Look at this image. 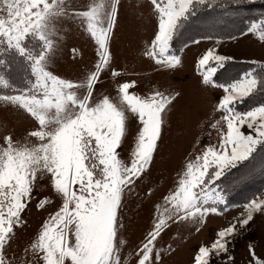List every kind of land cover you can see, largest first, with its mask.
<instances>
[{
	"label": "rangeland",
	"instance_id": "374dc122",
	"mask_svg": "<svg viewBox=\"0 0 264 264\" xmlns=\"http://www.w3.org/2000/svg\"><path fill=\"white\" fill-rule=\"evenodd\" d=\"M112 2L68 0L66 8V0H57L56 8L42 28L25 36L34 35L40 44L39 47L38 43L28 45L32 47L31 50L24 51L30 60L32 73L31 91H26L27 94L31 95L34 91V60L41 56L45 43L51 42V48L46 50L41 61V68L54 73L57 78L74 81L79 85L75 89L77 97L83 98L90 93L89 103L92 105L107 97L109 104L124 108L117 88L130 81L136 84L130 91L140 97L151 95L153 89L165 92L170 97L175 96L176 91L182 92V95L176 97L172 106L162 114V125L156 127L146 161L140 164L137 160V165L146 170L143 175L131 170V152L140 125L136 115L126 108L121 109L125 131L112 142L111 134L99 126L94 118L81 115L77 124L66 127L58 125L50 116L40 125L20 108L0 100V189H15L17 192L31 190L32 193L31 199L21 197L19 201L27 207L19 218V227L13 222L12 230L7 232V240L0 251L4 264H95L106 247L113 249L117 264H135L137 249L151 230L157 214L171 218L162 228L161 238L155 240L152 264H157L156 250L160 257L159 264H188L189 257L199 245H210L216 231L233 222V217L238 216L246 204L264 195V141H261L246 159L225 168L223 175L214 181L212 186L224 196V204L220 206L222 214H210L201 223V217L197 214L181 212L178 221L175 213L165 212V209L170 210V205L164 198L178 187L186 164L195 161L209 143H218V131L212 124L222 115L214 108L223 95V88L241 80L248 73L253 75L250 66L239 59L243 54L240 51L244 50L239 47L242 40L239 34L247 31L248 40L257 37L249 29L253 24L258 28L264 27V0L194 2L185 17L178 21L169 40V54L183 61V66L172 71L158 68L150 57L145 56L158 27L151 0H120L115 26L109 33L106 58L97 72V83L95 78L89 77L91 72L96 71L97 45L85 31L84 19L70 13L72 9L86 10L89 4L103 5L109 9ZM206 5L212 9L206 10ZM0 37L9 45L6 38ZM24 39L20 41L21 48ZM217 41L218 51L231 58L222 67H217L211 85H201L194 61L207 48L217 47ZM38 48L40 51L35 55ZM73 49L78 51L74 53ZM253 77L257 80V76ZM92 84H96L94 89L91 88ZM56 87L58 84L49 81V90ZM249 94L235 100L232 105L235 112ZM262 105H256L244 113ZM74 111L69 109L64 119ZM87 111L91 112V108ZM103 111L102 118L111 123L110 107ZM89 128L97 135L104 134L106 155L118 159L130 169L126 182L115 200L99 197L94 211L85 209L84 202L79 214L74 209L66 210L68 215L89 218L80 231L79 239L63 234L64 219L52 224L42 234L41 226L61 206L62 197L53 190V181L59 174L63 189L71 192L76 185L78 143L82 137L89 136ZM9 134L13 136L10 145L4 142V137ZM92 142L95 143L94 139ZM42 146H46L48 151L44 152ZM9 147L11 151H7ZM116 152H119L118 157L114 155ZM36 156H47L51 167L45 168L43 159L37 163L34 159ZM53 170L54 174L49 175ZM120 175L118 169L117 180ZM104 191L102 188L101 193ZM89 192L96 194L94 187ZM42 199L50 203L37 208ZM225 208L227 211L223 210ZM61 215L63 217L65 214ZM3 232L4 220L0 218V233ZM262 234L264 224L257 216L256 222H250L230 237L228 255L234 257L235 264H252L247 249L252 242L257 245L256 255L264 259ZM42 256L47 259L43 260ZM226 259L227 256L223 254L221 257L213 256L211 264H222V260Z\"/></svg>",
	"mask_w": 264,
	"mask_h": 264
},
{
	"label": "snow or ice",
	"instance_id": "6c2138e0",
	"mask_svg": "<svg viewBox=\"0 0 264 264\" xmlns=\"http://www.w3.org/2000/svg\"><path fill=\"white\" fill-rule=\"evenodd\" d=\"M203 4L205 0H151V6L157 15L158 27L151 40V45L147 48L145 56L150 57L158 68L172 71L183 66L180 57L169 54V40L177 26L180 18L190 10L193 4ZM57 6V0H0V36L6 38L10 46L17 47L23 54L24 49L20 47V41L26 34L37 32L44 24L47 17ZM120 0H113L109 9L103 5L89 4L86 10H71V15L78 16L85 21V31L90 34L91 38L97 45V63L93 71L89 74L90 79L99 80L97 72L101 64L105 61L110 37L109 33L115 26V18L119 13ZM23 21V23H20ZM254 32L262 42L260 45L261 53L255 59L254 63L264 64V27L258 28L253 24L249 29ZM41 39L43 37L41 36ZM198 43V42H197ZM217 47H210L204 50L194 61L195 71L198 73L199 83L201 85H211V78L217 71V67H222L223 63L231 57L221 54ZM51 48V42L44 45V51L41 56L34 60L32 71L35 75V82L31 95L21 93L17 95H0V100L7 101L20 108L28 117L34 119L36 123H43L51 116L57 121L58 125L67 126L70 121L78 120L82 114H86L89 119H95L99 126L104 127L111 134L112 142L116 137L121 136L124 129V116L121 109L126 108L132 114L136 115L140 130L137 133L136 140L131 152V164H135L131 170L144 174L145 169L137 165V160L143 164L147 159V153L152 148L153 138L156 127L162 125L163 113L167 111L174 103L176 97L182 95V92L176 91L175 96H169L165 92L153 89L151 95L140 97L135 92L130 91L136 84L135 81L124 82L118 85L117 91L120 94L121 103L125 106L115 109L122 113V116L113 108L111 109V120L109 123L103 119L104 111L109 109L107 104H101L98 101L95 105L89 103L90 93L83 98L77 97L75 89L79 87L74 81H67L63 77L57 78L54 73L45 72L41 68V61ZM78 50L73 49V52ZM110 54V52L108 53ZM118 75V73H114ZM49 81L58 84V87L49 90ZM257 85V80L251 73L246 74L241 80L233 83L227 88H223V95L215 104V111L222 113L212 127L218 131V143H209L203 148L201 153L196 156L195 161H189L185 166V171L179 179L178 187L175 191L170 192L164 199L170 205V210L165 209L166 213H175L177 220L180 219L181 212L187 215L197 214L201 217V223H204L206 216L220 215V206L224 204V196L213 187L215 180L223 175V171L236 161L246 159L253 151L254 147L261 141H264V105L252 109L246 113H237L232 105L236 99L249 94ZM123 86V90H122ZM96 84H92L94 89ZM91 108V112L87 109ZM69 109H74L72 115L64 119V115ZM40 110V111H38ZM29 129L25 130L28 131ZM89 136L82 137L78 143V160L76 185L71 192L63 189L60 185V175H56V187L61 197L60 208L41 226L42 234L51 227L52 224L58 223L61 219L64 224V235H74L79 239L80 231L89 219L87 216L68 215L67 211L73 209L77 214L81 211V203L84 202L85 209L94 211L101 196L110 200H115L117 193L122 189L126 182V177L130 169L121 161L110 158L105 153L106 139L104 134L97 135L92 128L88 129ZM31 134V133H30ZM95 141L93 143L92 141ZM13 136L11 134L4 137L5 144H11ZM121 144H117L119 148ZM42 150L47 152L46 146ZM7 151H11L9 147ZM115 157L119 156L116 152ZM39 163L44 160V167L50 168L48 157H34ZM54 163V161H53ZM121 175L117 180V170ZM54 170L49 172L53 175ZM71 178V177H70ZM139 178V177H137ZM95 195L89 192L93 188ZM105 189L101 193V189ZM0 218L4 220V232L0 233V251H2L4 242L7 240V232L11 231L13 222L19 227V218L27 205L20 203L21 197L31 199V190L0 189ZM50 201L42 199L37 208L45 206ZM192 210H195L193 212ZM227 211V209H223ZM62 213L65 215L62 217ZM259 216L261 223L264 224V195L258 196L244 206L243 211L238 216L233 217V222L227 227H222L216 231L215 238L210 245H199L194 254L189 257L188 264H211L212 257L227 256L222 260V264H235L233 256L228 255V244L230 237L239 230L245 228L250 222H256ZM171 217L164 214H157L151 230L144 237L143 243L137 249V259L135 264H152L154 244L157 238H161V230L166 226V221ZM264 239V234L261 236ZM78 246V245H77ZM257 245L252 242L247 245L248 254L252 257V264H264V259L256 255ZM155 256L157 264L160 257ZM46 260V256H42ZM0 264H4L0 258ZM95 264H117L113 254V249L106 247L97 257Z\"/></svg>",
	"mask_w": 264,
	"mask_h": 264
},
{
	"label": "trees",
	"instance_id": "16d2710c",
	"mask_svg": "<svg viewBox=\"0 0 264 264\" xmlns=\"http://www.w3.org/2000/svg\"><path fill=\"white\" fill-rule=\"evenodd\" d=\"M206 5L207 9H212ZM239 34V33H238ZM40 46L38 39L34 35L27 36L21 45L24 51L31 50V46ZM35 52V55L39 52ZM250 66L253 75L257 76V85L253 92L246 96L245 101L239 104L236 112L244 113L256 105L264 104V65L252 62H244ZM32 80L31 63L25 52H19L13 46L8 45L0 37V95H13L31 91L30 81ZM239 103V102H238ZM237 103V105H238Z\"/></svg>",
	"mask_w": 264,
	"mask_h": 264
},
{
	"label": "crops",
	"instance_id": "0c3cea01",
	"mask_svg": "<svg viewBox=\"0 0 264 264\" xmlns=\"http://www.w3.org/2000/svg\"><path fill=\"white\" fill-rule=\"evenodd\" d=\"M67 2L68 0H66V8L68 7ZM246 32L239 34L240 39H242L240 41L239 47L240 49H242V47L244 48V50L240 51L243 54L239 57V59L240 61H243V62L254 63L252 59H255L256 57L260 55L261 53L260 45L262 42L258 39V37H255V39L248 40V37H247L248 33ZM241 36H244V38H242ZM252 49H253V52H252ZM261 65H264V64H261Z\"/></svg>",
	"mask_w": 264,
	"mask_h": 264
},
{
	"label": "clouds",
	"instance_id": "9594fccd",
	"mask_svg": "<svg viewBox=\"0 0 264 264\" xmlns=\"http://www.w3.org/2000/svg\"><path fill=\"white\" fill-rule=\"evenodd\" d=\"M122 90H123V86H122ZM100 103H101L102 105H103V104H107L109 107L113 108L115 111H117L118 114H120V115L122 116V113H119V110H118V109H115V106H114V105L109 104V102H108V98H107V97H105ZM82 115H83V116H86V114H82ZM78 121H79V119H78V120L70 121L69 124H68L66 127H71V126L77 124ZM58 131H60V130H58ZM133 167H135V164L133 165ZM53 187H54V188L56 187V182H55V180L53 181Z\"/></svg>",
	"mask_w": 264,
	"mask_h": 264
}]
</instances>
